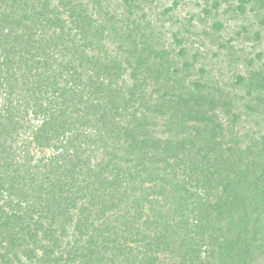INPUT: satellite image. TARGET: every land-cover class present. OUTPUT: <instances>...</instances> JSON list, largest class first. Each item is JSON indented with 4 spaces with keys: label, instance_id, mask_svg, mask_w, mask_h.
Returning a JSON list of instances; mask_svg holds the SVG:
<instances>
[{
    "label": "trees",
    "instance_id": "trees-1",
    "mask_svg": "<svg viewBox=\"0 0 264 264\" xmlns=\"http://www.w3.org/2000/svg\"><path fill=\"white\" fill-rule=\"evenodd\" d=\"M139 2L0 0V264H264V67L217 83Z\"/></svg>",
    "mask_w": 264,
    "mask_h": 264
},
{
    "label": "rangeland",
    "instance_id": "rangeland-1",
    "mask_svg": "<svg viewBox=\"0 0 264 264\" xmlns=\"http://www.w3.org/2000/svg\"><path fill=\"white\" fill-rule=\"evenodd\" d=\"M85 1L92 3L93 9L98 7V11L110 14L112 11L123 13L125 7L123 0H104L101 5H97L101 0ZM139 1L137 19L151 25V31L161 35L162 45L170 46L174 33H186L185 30L192 33L188 44L191 54L199 55V67H205L217 83L224 81L231 86L236 75H248L252 68L264 67V30L250 11V5H247V13L242 15L236 0ZM104 17L108 19L110 16ZM258 31L262 33L260 39L257 38ZM252 121L244 130L260 128L258 123L255 124L256 120ZM175 252L157 255L155 264H179L181 257Z\"/></svg>",
    "mask_w": 264,
    "mask_h": 264
}]
</instances>
